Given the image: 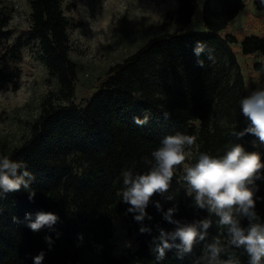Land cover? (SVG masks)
<instances>
[{
    "label": "trees",
    "instance_id": "1",
    "mask_svg": "<svg viewBox=\"0 0 264 264\" xmlns=\"http://www.w3.org/2000/svg\"><path fill=\"white\" fill-rule=\"evenodd\" d=\"M197 3L178 0L162 31L109 67L82 105L72 102L78 71L70 57L68 31L76 25L66 16L62 1L29 0L25 43L7 45L8 17L0 13V64L17 65L22 47L30 43L58 87L41 103L20 144L11 148L0 144V156L25 162L32 176L28 190L21 188L0 196V264H35L34 257L41 253V264H207L201 259L204 245L215 237L226 242L227 229L219 225V217L195 207L181 166L169 190L151 198L146 208L151 220L146 217L136 222V214L127 211L130 205L120 195L122 172L148 171L144 157L152 159V151L161 146L163 138L177 132L196 138L188 149L192 153L190 165L197 162L200 153L221 157L235 144L246 152L259 153L264 163V143L251 134L236 135L250 121L240 108L248 90L232 49L238 46L243 56L264 53V39L247 36L239 42L232 35H223L244 10L242 0H205L201 9L204 31L186 33ZM255 6L264 10L262 0H256ZM198 43L203 45L199 54L195 51ZM0 82V89L10 82L1 71ZM145 115L149 118L146 124L134 123L133 117L143 119ZM260 177L249 187L255 193L254 210L264 223V168ZM29 191L35 192L31 200ZM157 201L163 211H157ZM173 207L177 209L173 219L188 223L207 219L211 224L205 240L197 237L190 253L183 251L178 238H169L172 247L158 259L159 229H175L164 220L163 212ZM39 212L54 213L59 219L52 228L33 232L27 227L25 214L30 213L34 220ZM118 220L128 225L137 245L121 256H115L111 244L113 223ZM239 221L241 227H248L246 217H239ZM142 226L151 231L140 233ZM198 232L205 230L198 227ZM45 237H50L51 243ZM232 254L240 264H249L243 248H230L220 259Z\"/></svg>",
    "mask_w": 264,
    "mask_h": 264
},
{
    "label": "rangeland",
    "instance_id": "2",
    "mask_svg": "<svg viewBox=\"0 0 264 264\" xmlns=\"http://www.w3.org/2000/svg\"><path fill=\"white\" fill-rule=\"evenodd\" d=\"M61 1L66 16L76 25L68 31L70 57L78 71L72 102L82 105L106 77L109 67L122 62L162 31V24L173 16L178 0ZM204 1L198 0L186 33L204 31L201 19ZM242 1L244 10L223 35H232L239 42L247 36L264 39V10L256 8V0ZM0 13L8 17L7 45L25 43L30 26L29 0H0ZM232 49L247 85V96L264 90V53L243 56L238 46ZM0 71L10 80L0 89V144L11 148L27 137L29 124L37 118L41 103L58 87L30 43L22 47L17 65L5 62L0 64ZM190 160L191 157L186 160L189 165ZM180 169L185 173L183 166ZM111 244L115 256L134 251L137 246L128 225L120 220L113 223Z\"/></svg>",
    "mask_w": 264,
    "mask_h": 264
},
{
    "label": "clouds",
    "instance_id": "3",
    "mask_svg": "<svg viewBox=\"0 0 264 264\" xmlns=\"http://www.w3.org/2000/svg\"><path fill=\"white\" fill-rule=\"evenodd\" d=\"M202 50L203 45L198 43L195 51L199 54ZM199 63L203 66L202 61ZM240 108L250 124L236 135L243 137L251 134L264 143V90H256L241 99ZM167 115L165 113L166 118ZM148 119L147 115L143 119L133 117L134 123L140 126L146 124ZM225 123L226 121H221L222 125ZM195 143L194 136L181 132L167 135L163 138L161 146L152 151V159L144 157V163L149 166L148 171L143 174H134L133 169L123 171V189L120 195L122 201L130 205L127 211L136 214V222H142L146 217L151 220L152 217L146 212L151 198L157 193H166L176 169L183 166V180L188 186V195L194 196L195 207L206 209L210 214L218 216L219 225L227 229L226 242L222 243L219 237L213 238L210 243L204 245L201 259H206L207 264H240L239 259L233 258L234 254L229 255L226 260H221L220 256L230 248H243L249 257V264H264V223L259 222L254 210L255 193L249 187L256 179L261 178L260 170L264 168V163L261 162L260 154L246 152L240 144H235L221 157L200 153L197 162L189 165L186 160L192 153L188 149ZM21 169L23 172L18 174ZM31 179L25 162L11 159L7 155L0 156V196L20 191L21 188L28 190ZM34 195V191H29L30 200ZM168 199L172 197L169 196ZM155 207L157 211H163L158 201L155 202ZM176 211L173 207L163 212L164 220L175 225V229L171 232L159 229L160 243L155 249L158 259H162L165 250L172 247L169 238H178L183 245V251L190 253L197 237L204 241L207 235L206 230L211 221L203 219L192 223L181 222L173 219ZM25 215L26 219H29L27 227L33 232L40 231L45 226L52 228L59 219L51 212H39L34 220L30 219V213ZM239 217L248 219L247 228L241 227ZM198 227H202L205 232H198ZM139 231L146 233L151 229L142 226ZM45 240L51 243L50 237H45ZM43 258V253L34 257L35 264H41Z\"/></svg>",
    "mask_w": 264,
    "mask_h": 264
}]
</instances>
